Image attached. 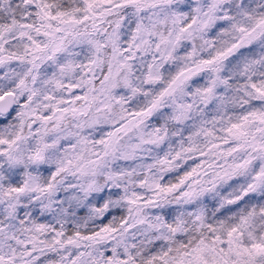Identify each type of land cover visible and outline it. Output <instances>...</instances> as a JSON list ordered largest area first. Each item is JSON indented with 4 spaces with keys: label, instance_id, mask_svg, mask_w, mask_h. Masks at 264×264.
<instances>
[{
    "label": "snow or ice",
    "instance_id": "6c2138e0",
    "mask_svg": "<svg viewBox=\"0 0 264 264\" xmlns=\"http://www.w3.org/2000/svg\"><path fill=\"white\" fill-rule=\"evenodd\" d=\"M0 264H264V0H0Z\"/></svg>",
    "mask_w": 264,
    "mask_h": 264
}]
</instances>
